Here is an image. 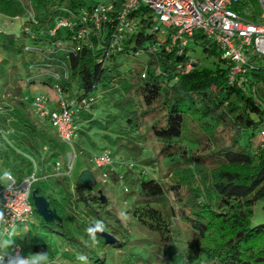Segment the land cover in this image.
I'll list each match as a JSON object with an SVG mask.
<instances>
[{
  "label": "trees",
  "instance_id": "obj_1",
  "mask_svg": "<svg viewBox=\"0 0 264 264\" xmlns=\"http://www.w3.org/2000/svg\"><path fill=\"white\" fill-rule=\"evenodd\" d=\"M31 1L38 24L26 22L20 27V35L0 33V145L4 151H0V156H5L4 166L17 182L32 175L31 159L38 162L40 176L32 189H38L39 195L48 199L62 219L61 223H46L42 219L41 231L56 233L75 243V250L82 253L88 249L87 245H94L86 228L101 220L98 209L106 204L89 196L87 201L75 203L69 178L54 174L57 162L64 165L69 148L55 132L30 119L27 113L30 98L24 94L23 84L59 86L75 103L93 99L90 109L78 113L76 119L77 152L110 153L108 149L115 147L134 155L135 151L144 152L147 143L159 145L157 159L165 162L167 182L162 184L141 176L142 172L139 174L138 198L129 211L137 223L151 231L169 233L168 222L178 217L196 231V251L214 264H264V223L254 224L255 209L264 203V141L253 148V140L264 129L263 72L250 73L245 88L229 85L226 64L215 45L200 34L193 40L203 47L208 58H215L210 66L195 57L190 46L168 50L169 35L157 51H152L159 34L146 22L124 41L123 49L115 55H109L110 51L96 44L91 48L81 43L67 58L57 54L55 61L44 60V56L53 57L54 53L48 49L56 38H50L47 31L53 24L48 7L51 9L56 2ZM61 2L79 5L75 0ZM0 14L5 18L21 15L22 5L18 0H0ZM111 28L112 25L108 30ZM37 44L41 45L43 57L26 50L37 48ZM4 53L15 59L21 54L34 56L37 61L25 63L29 78L23 80L17 64L4 59ZM131 53L148 59L122 73L121 61ZM190 60H196L193 69L182 73ZM51 64L56 69L66 66L69 77L56 83L45 77L31 80L35 72L51 68L47 66ZM144 70L147 77L142 79ZM101 100L105 106L98 115L95 110H99L96 106ZM94 129L102 132L100 138L108 147L101 149L93 141ZM127 173L115 174L125 182ZM75 185L84 188L77 182ZM169 194H174L177 210ZM34 215H38L35 209ZM109 228L112 230L107 224L106 232L114 236L118 233V230L109 232ZM97 240L119 243H108L98 234ZM35 241L37 236L30 246L33 252H48L47 245ZM94 264L104 261L95 260Z\"/></svg>",
  "mask_w": 264,
  "mask_h": 264
},
{
  "label": "built area",
  "instance_id": "obj_2",
  "mask_svg": "<svg viewBox=\"0 0 264 264\" xmlns=\"http://www.w3.org/2000/svg\"><path fill=\"white\" fill-rule=\"evenodd\" d=\"M18 1L23 6L24 0ZM26 1L29 3L28 18L23 17L24 11L21 15L8 18L0 14L5 24L11 27L15 24L23 27L26 22L38 24L32 1ZM75 2L79 5L72 6L61 0L48 2L55 3L51 9L48 7V14L53 18V24L47 31L50 38H56L51 40L53 44L51 49H48L54 52L53 57L45 58L39 44L35 45L37 47L35 49L28 47L26 50L35 51L39 57L44 56V60L55 61L54 56L59 54L67 58L74 51L75 46L82 43L91 48L96 44L99 48L110 51L109 55H115L123 49L124 41L134 35L146 22V25L150 24L153 32L159 34L158 43L152 46V51H157L168 35L171 42L168 50L174 46L189 48L196 34H200L211 45H215L226 64L229 85L245 88L249 83L250 73H264V13L258 16L245 0H92L90 4L82 0ZM261 4L264 9V0H261ZM111 25L113 28L108 30ZM2 32L4 30L0 29V33ZM61 32L64 34L60 35ZM195 63L196 60L188 61L182 73H189ZM47 66L51 68H41L40 71L35 72L31 80L40 81L45 77L51 78L56 83L62 78L69 77L66 66H59V69L53 64ZM146 77L147 71L144 70L141 78ZM52 89L57 100L55 110L49 109L50 99L44 94L33 97L32 104L36 115L47 120L59 141L69 148L64 165L62 162H57L54 166L56 176L69 177L77 156L75 142L78 138L79 125L76 119L78 113L90 109V102L93 99L75 103L66 97L61 87L56 86ZM260 137L263 142L264 129ZM31 163L32 175L21 182L14 179L0 189V207L7 204L9 209H5L6 214L9 218L12 215L13 221L19 225L17 230L23 232L26 227L29 230L27 233L30 232L28 223L34 216L32 188L39 180L38 162L31 159ZM91 164L96 170L114 171V157L110 153L95 155ZM126 166L129 170H134L136 167L134 163ZM61 167L65 172H61ZM33 175L37 180L29 185L27 180ZM107 179L108 176L102 174L97 179V183H106ZM125 191L128 192V189L126 188ZM15 247L23 254L17 242Z\"/></svg>",
  "mask_w": 264,
  "mask_h": 264
},
{
  "label": "rangeland",
  "instance_id": "obj_3",
  "mask_svg": "<svg viewBox=\"0 0 264 264\" xmlns=\"http://www.w3.org/2000/svg\"><path fill=\"white\" fill-rule=\"evenodd\" d=\"M89 3L92 0H82ZM247 5L259 16L264 13V9L261 4V0H245ZM29 3L24 0L22 9L24 11V18L27 19L30 12H28ZM0 29L4 32H8L10 35H20L21 29L19 24L9 26L5 24L4 19L0 16ZM27 44L31 42L26 40ZM191 49L194 51L195 57L200 59L204 65L210 66L215 58L207 57L203 51V47L200 44L192 41L190 43ZM4 59H10L11 63H15L18 66L20 77L25 80L29 78L28 66H25L29 61H37L31 54H21L18 58H13L8 54H3ZM147 56H135L130 54L125 61H121V72H126L129 69L139 67V64L146 61ZM27 69V70H26ZM34 74V73H33ZM30 76L32 74L30 73ZM264 76V73H263ZM24 94L30 98L27 105V113L39 127L48 130L52 133L54 131L50 128L47 120L41 119L36 115L32 104V98L44 94L50 99L49 109L55 110L57 108V100L54 94V90L47 85L23 84ZM262 107L264 109V94L262 95ZM105 102L99 101L96 108L100 114L101 108H104ZM93 141L100 146L101 149L108 147L107 142L100 137L102 132L94 129L92 134ZM262 143L261 137L257 136L253 140V148H258ZM146 150L142 153L135 151L136 156L130 151L120 150L117 148H109L110 153L114 157L113 170L105 169L104 171L96 170L91 161L95 158V155L102 154V151H91L90 154L77 152V156L73 163L71 175L68 177L71 182V191L74 194V202L87 201L89 197L103 198L106 204L100 211L101 220L106 224L111 225L112 230H118V233L114 236L119 242L118 244H105L98 242L92 246L87 245L88 249L84 247L82 253H78L75 248L76 244L64 239L56 233L48 231H41L40 225L42 218L38 215H34L28 225L30 232L26 235L17 238V244L22 248L23 255L35 253L30 248L33 243V238L37 236V241L34 243L43 244L48 246L49 258L56 260L57 264H80L77 260L79 254H83L88 257V264H94L95 260H102L104 264H214L213 261L208 260L205 255L196 251L198 243V235L196 231L186 221L179 219L178 217H172L168 222L170 232L165 231H151L148 228L137 223L133 217L129 214V211L134 206L136 199L138 198L136 182L139 179V174L148 179H155L158 182L164 184L167 182V171L165 162L161 159H157L159 145L156 143L145 145ZM3 151L2 145H0V151ZM5 156H0V169H6L3 163ZM28 159V157H27ZM29 160V159H28ZM155 163H151L153 161ZM134 163L136 165L134 170H130L126 164ZM90 169L95 174V179L101 177L102 174L108 176L106 183L98 182L94 188H77L75 183L81 174ZM52 170V169H51ZM61 172H65V169L61 167ZM116 172L121 175L127 173L126 180L120 181L117 178ZM37 176H40L38 170ZM197 184L201 185V182L197 180ZM5 184H0V189ZM52 188V187H51ZM128 188V192L125 189ZM172 205L177 210V206L174 202V194H169ZM90 200V199H89ZM259 206V205H258ZM107 213H109L107 215ZM264 203L260 204L255 209L254 224L259 225L264 223ZM90 251H93L91 253ZM91 256V259H89Z\"/></svg>",
  "mask_w": 264,
  "mask_h": 264
},
{
  "label": "clouds",
  "instance_id": "obj_4",
  "mask_svg": "<svg viewBox=\"0 0 264 264\" xmlns=\"http://www.w3.org/2000/svg\"><path fill=\"white\" fill-rule=\"evenodd\" d=\"M14 177L11 170L0 169V184H8L13 181ZM37 178L33 175L28 178L27 183H35ZM5 209H9L5 204L0 207V264H57L56 260L50 259L47 252H36L23 255L15 247L18 237L26 234L29 230L25 227L23 232H19L18 224L6 214ZM106 231V225L102 220H96L92 225L86 228L87 236L93 244L98 243L97 234H103ZM77 260L80 264H88V257L79 254Z\"/></svg>",
  "mask_w": 264,
  "mask_h": 264
},
{
  "label": "water",
  "instance_id": "obj_5",
  "mask_svg": "<svg viewBox=\"0 0 264 264\" xmlns=\"http://www.w3.org/2000/svg\"><path fill=\"white\" fill-rule=\"evenodd\" d=\"M78 185L84 187L86 189L94 188L97 185V180L95 179L92 171L86 170L77 181ZM102 202H104L103 198H100ZM32 201L34 205V209L36 213L46 222V223H61L62 219L56 212V210L52 209L50 206V202L44 196L39 195L38 189H34L32 191ZM102 238L106 240L108 243L117 242L116 238L105 231L103 234H99Z\"/></svg>",
  "mask_w": 264,
  "mask_h": 264
}]
</instances>
